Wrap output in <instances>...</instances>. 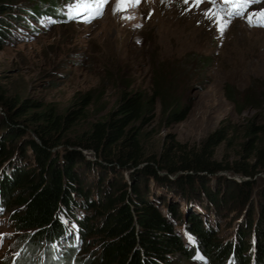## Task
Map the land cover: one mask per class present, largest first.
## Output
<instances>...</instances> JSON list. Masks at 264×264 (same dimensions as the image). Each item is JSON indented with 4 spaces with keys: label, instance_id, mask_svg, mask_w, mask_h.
<instances>
[{
    "label": "trees",
    "instance_id": "1",
    "mask_svg": "<svg viewBox=\"0 0 264 264\" xmlns=\"http://www.w3.org/2000/svg\"><path fill=\"white\" fill-rule=\"evenodd\" d=\"M37 1L27 11L38 20L48 14L59 17L57 8L66 0ZM39 4L48 5L47 12ZM17 9L15 0H0V51L16 29L10 21H21L14 15ZM186 60L204 81L213 60L192 55ZM176 70L158 73L147 91L121 97L105 118L81 133L75 130L89 119L92 97L59 114L29 100L6 103L0 92V107L8 110L0 120V210L23 233L17 264H191L198 259L264 264V190L255 195L248 182L264 175V82L242 94L228 91L240 113L247 108L257 112L241 126L238 162L230 166L216 158V150L234 140L235 129L225 124L199 147L169 135L155 152L148 150L143 129L158 107L171 124L187 119L183 99L188 84L178 94L182 84ZM224 170L246 179L229 182L227 198L246 208L230 241L218 238V224L194 212L181 213L176 203L150 189L151 182L169 183L168 192L187 202L202 194L219 218L224 183L218 182L214 193L208 178ZM171 176H177L175 182Z\"/></svg>",
    "mask_w": 264,
    "mask_h": 264
},
{
    "label": "rangeland",
    "instance_id": "2",
    "mask_svg": "<svg viewBox=\"0 0 264 264\" xmlns=\"http://www.w3.org/2000/svg\"><path fill=\"white\" fill-rule=\"evenodd\" d=\"M15 1L18 9L14 10V15L20 16L21 21H10L16 29L6 38L0 51V92L5 102L18 105L29 100L64 114L69 107L90 96L89 119L75 130L81 133L89 123L105 118L121 97L147 91L158 73L177 69L182 84H177L178 94L188 84L183 99L187 119L171 124L158 107L143 129L148 150L155 152L169 135L190 148L199 147L225 124L235 129L231 135L234 140L220 146L216 158L224 165L233 166L238 162L243 138L241 126L257 112L247 108L240 113L228 91L242 94L264 82V27L250 26L247 22L252 13L264 11V0L241 9L243 16L232 17L227 13L233 10V5L223 0H216L215 4L205 0L199 7H194L192 0L188 3L185 0H141L137 7L121 12H114L118 0H109L103 15L90 23L83 22L82 18H68L71 0L58 6L59 17L48 14L38 20L27 11L38 4L37 0ZM40 6L42 11L49 9L48 5ZM205 12H216L224 21L230 20L223 33L216 17L209 19ZM191 55L195 60L196 56L213 60L202 82L191 60L186 62ZM183 74L190 78L188 83ZM7 111L0 107V120ZM20 143L17 139L15 146ZM85 154L95 160L91 152ZM123 177L127 182L130 179L127 173ZM176 178L170 177L174 182ZM220 181L224 183L220 192L224 206L221 205L219 218L202 194L187 202L168 192L169 183L151 182L150 189L156 195L166 196L167 202L176 203L181 213L194 212L214 227L218 224L214 229L218 238L230 241L242 224L246 208L239 209L236 201L227 198L232 191L229 182L240 183L246 179L231 171H219L208 178V186L214 193ZM248 182H253L255 195L264 190V175ZM5 213L0 210V236L3 237L0 264H17L24 249L23 233L17 231L10 215ZM191 264L205 263L198 259Z\"/></svg>",
    "mask_w": 264,
    "mask_h": 264
},
{
    "label": "snow or ice",
    "instance_id": "3",
    "mask_svg": "<svg viewBox=\"0 0 264 264\" xmlns=\"http://www.w3.org/2000/svg\"><path fill=\"white\" fill-rule=\"evenodd\" d=\"M140 2L141 0H118L114 12L127 11L129 8L137 7ZM188 2L189 0H185V3ZM204 2L205 0H192L194 7H199ZM207 2L215 4L216 0H207ZM224 2L233 5V10L227 13L229 17H232L233 15L243 16L244 13L241 9H246L248 4L259 2V0H224ZM108 3L109 0H71L67 15L69 19L82 18L83 22L90 23L93 19L103 15V10ZM204 15L209 19L216 17L221 33L225 30L227 23L230 22V20L224 21L216 12H205ZM247 22L250 26L264 27V11L252 13L247 17ZM2 239L3 237L0 236V242Z\"/></svg>",
    "mask_w": 264,
    "mask_h": 264
}]
</instances>
